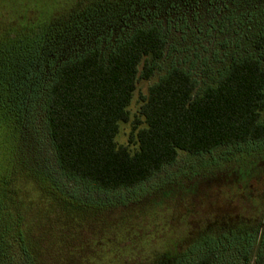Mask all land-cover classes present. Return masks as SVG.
Segmentation results:
<instances>
[{"label": "trees", "instance_id": "1", "mask_svg": "<svg viewBox=\"0 0 264 264\" xmlns=\"http://www.w3.org/2000/svg\"><path fill=\"white\" fill-rule=\"evenodd\" d=\"M47 1L42 6L58 7L36 9L33 17L21 16L0 30V264H9L16 248L24 264H172V249L159 243L170 233L173 216L147 210L124 233L118 226H100L93 220L98 217L85 214L86 207L97 213L98 203L74 204L42 168L43 159L30 162L24 138L31 99L43 89L48 141L64 178L87 191L135 189L173 164L179 152L202 155L264 141V26L253 40L259 52L232 58L200 90L190 68L172 63L141 96L131 120L137 82L154 74L165 53L159 25L137 27L107 54L96 37L73 57L67 53L55 63L47 56L75 45L88 25L108 13L185 6L191 0ZM229 1L264 6V0ZM127 122L132 123L127 142L119 143L120 124ZM254 178H246L242 190L249 193ZM255 197L264 203L261 194ZM259 216L263 222L264 210ZM146 242L156 245L145 247ZM200 247L195 242L191 250ZM215 250L208 247L190 264H217ZM254 264H264V252Z\"/></svg>", "mask_w": 264, "mask_h": 264}, {"label": "rangeland", "instance_id": "2", "mask_svg": "<svg viewBox=\"0 0 264 264\" xmlns=\"http://www.w3.org/2000/svg\"><path fill=\"white\" fill-rule=\"evenodd\" d=\"M40 1L41 6H29L26 0H0V30L11 23L16 25L21 16L33 17L36 9L47 11L58 7L42 6L48 1ZM152 24L162 28L167 44L159 68L149 79L137 82L129 106L131 120L138 113L141 96L172 63L190 68L199 81L200 90L211 84L232 58L258 53L253 40L264 26V6H241L229 0H191L185 6H138L131 11H120L119 15L108 13L88 25L89 31L85 34L86 27L75 45L69 44L61 53L55 49L47 57L55 63L69 55L73 57L83 45L90 46L96 37L101 39L103 53L107 54L134 29ZM67 53L68 56L64 55ZM49 70H45V81L50 78ZM42 98L43 89L39 88L31 99L25 128L30 162L43 159L42 168L74 204L98 203L97 213L85 208L88 210L85 214L98 217L93 219L98 220V225L118 226L124 233L131 224L140 223L142 213L146 214L147 210H155L157 217L162 212L173 216L170 233L159 243L163 248L172 249V264H190L210 246H215L217 264H254L258 253L264 252V221L261 222L263 218L259 216L264 203L255 199V195L260 194L264 199V141L223 146L202 155L179 152L173 164L135 189L87 191L60 174L48 141ZM131 127V122L120 124L116 138L119 143L127 142ZM3 147L0 145V154ZM222 158L231 160L201 167L203 163ZM254 176V180L248 182L249 193L242 190L246 178ZM79 214L82 215L83 210ZM195 242L201 247L192 252ZM148 244L152 247L156 242L143 245ZM10 261L9 264H24L17 248Z\"/></svg>", "mask_w": 264, "mask_h": 264}]
</instances>
